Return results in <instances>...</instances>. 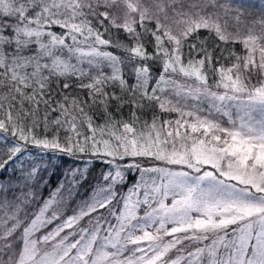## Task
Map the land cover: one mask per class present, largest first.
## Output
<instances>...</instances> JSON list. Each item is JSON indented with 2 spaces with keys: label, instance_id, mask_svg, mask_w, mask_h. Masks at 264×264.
Returning <instances> with one entry per match:
<instances>
[{
  "label": "snow or ice",
  "instance_id": "obj_1",
  "mask_svg": "<svg viewBox=\"0 0 264 264\" xmlns=\"http://www.w3.org/2000/svg\"><path fill=\"white\" fill-rule=\"evenodd\" d=\"M0 264H264V0H0Z\"/></svg>",
  "mask_w": 264,
  "mask_h": 264
},
{
  "label": "trees",
  "instance_id": "obj_2",
  "mask_svg": "<svg viewBox=\"0 0 264 264\" xmlns=\"http://www.w3.org/2000/svg\"><path fill=\"white\" fill-rule=\"evenodd\" d=\"M205 35H206V33H205ZM68 166H73L71 161H69L67 164H65V167H68ZM88 167L91 170V177L94 180L96 177L99 176V174L101 173V171L104 170V167L105 166L102 165V164H100L99 162H96L94 164H89ZM60 171H62V169ZM58 176H59V171L57 172V177ZM57 177H53L50 187H55V185L57 183ZM88 191H90L89 185H85L81 189V196H87ZM45 195H47V191H45ZM71 211H72V209L69 208L68 209V214H71Z\"/></svg>",
  "mask_w": 264,
  "mask_h": 264
}]
</instances>
